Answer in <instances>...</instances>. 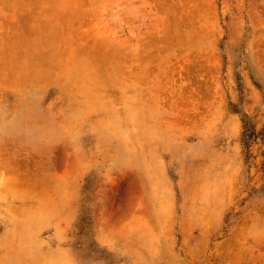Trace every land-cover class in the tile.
I'll return each mask as SVG.
<instances>
[{
	"label": "rangeland",
	"instance_id": "obj_1",
	"mask_svg": "<svg viewBox=\"0 0 264 264\" xmlns=\"http://www.w3.org/2000/svg\"><path fill=\"white\" fill-rule=\"evenodd\" d=\"M249 7L0 0V264H264Z\"/></svg>",
	"mask_w": 264,
	"mask_h": 264
},
{
	"label": "bare ground",
	"instance_id": "obj_2",
	"mask_svg": "<svg viewBox=\"0 0 264 264\" xmlns=\"http://www.w3.org/2000/svg\"><path fill=\"white\" fill-rule=\"evenodd\" d=\"M246 1H247V0H246ZM249 3H250V7H249L248 9H246V14H247V17H249L250 20H252V25H254V28H255V30H256V31H254V30H253V31H254L255 33L260 34V36H258V37H259V39H261V41L258 39V37H257L256 41L259 40L258 42L261 43L263 38H260V37H261V34L264 33V27H262V26L264 25V0H249ZM248 5H249V4H248ZM250 20H249V21H250ZM250 23H251V22H250ZM262 24H263V25H262ZM254 32H253V33H254ZM263 36H264V35H263ZM252 43H253V42H252ZM254 43H255V42H254ZM256 43H257V42H256ZM257 46H258V45H257ZM259 46H260V45H259ZM255 47H256V46H255ZM256 48H257V47H256ZM257 49H259V48H257ZM262 51H263V50H262ZM262 51H261V52H262ZM261 54H262V53H261ZM262 56H263V55H262ZM260 57H261V56H260ZM261 58L263 59V57H261ZM262 61L264 62V59L261 60V62H262ZM263 62H262V63H263ZM263 64H264V63H263ZM36 132H37V133H36L35 135L37 136L38 133H39V131H36ZM57 148H58V147H57ZM42 149H43V148H42ZM48 149H49V147H48ZM60 149H61V147H60ZM45 150H46V149H45ZM55 150H56V148L54 149V151H55ZM63 150H64V149H63ZM63 150H62V151H63ZM46 151H47V150H46ZM59 151H60V150H57V153H58ZM64 151H65V150H64ZM66 151H67V150H66ZM39 152H40V151H39ZM39 152H38V153H39ZM47 152H48V151H47ZM51 152L56 154V152H53V150H52ZM41 153H42V152H41ZM44 153H45V152H44ZM52 153H51V154H52ZM60 153H61V152H60ZM42 154H43V153H42ZM45 154H47V153H45ZM55 154H53V155L56 157L58 154H56V155H55ZM64 154H65V153H64ZM66 154H67V152H66ZM48 156H49V155H48ZM54 156H52V157L54 158ZM64 156H66V155H64ZM64 156H63V157H64ZM49 157H50V156H49ZM52 157H51V158H52ZM30 158H31V157H30ZM32 158H33V157H32ZM35 158H36V157H35ZM60 158H62V156H60ZM60 158H57V160L62 162L63 160H62V159L60 160ZM65 158H66V157H65ZM65 158H63V159H65ZM67 158H68V155H67ZM37 159H39V157H38ZM37 159H36V160H37ZM48 159H49V162H51L50 158H48ZM54 159H56V158H54ZM54 159H53V160H54ZM28 161H29V160H28ZM34 161H35V159H34ZM39 161H40V160H39ZM55 161H56V160H55ZM58 161H57V162H58ZM66 161H67V160H66ZM66 161H65V162H66ZM46 162H47V161H46ZM52 162H53V161H52ZM52 162H51V163H52ZM57 162H56V163H57ZM67 162H68V161H67ZM67 162H66V163H67ZM25 163L28 164L27 162H25ZM25 163H24V164H25ZM34 163H35V162H34ZM34 163H33V166H35ZM36 163H37V161H36ZM47 163H48V162H47ZM54 163H55V162H54ZM59 163H60V162H59ZM62 163L64 164V162H62ZM66 163H65V164H66ZM19 164H20V163H19ZM19 164H18V165H19ZM24 164H23V165H24ZM41 164H42V163H41ZM52 164H53V163H52ZM52 164H51V165H52ZM65 164H64V165L61 164V165L63 166V169L66 167ZM4 165H5V164H4ZM23 165L21 164V165L19 166V168H20L21 166H22L21 168H23ZM48 165H50V163H48ZM55 165H56V164H55ZM1 166L4 167L3 164H1ZM27 166H28V168H29L30 165H27ZM53 166H54V164H53ZM53 166H52V167H53ZM58 166H59V164H58ZM58 166H57V167H53V168H58V169H59ZM64 166H65V167H64ZM30 167H32V166H30ZM36 167L40 168L41 166H39V163H38V165H37ZM36 167H33V168L35 169ZM47 167H48V166H47ZM0 168H1V167H0ZM38 168H36V169H38ZM61 168H62V167H61ZM63 169H62V171H65L64 173H67V172H66L67 170H66V169L63 170ZM67 169H68V168H67ZM20 170H22V169H20ZM55 170H56V169H55ZM59 170H61V169H59ZM120 170H121V169H120ZM22 171H23V172H26L27 169H26V171H25V169H23ZM22 171H21V172H22ZM29 171H33V169H32V168H31V170L28 169L27 172H29ZM48 171H49V170H48ZM53 171H54V169H53ZM124 171H125V170H124ZM17 172H19V171L17 170ZM27 172H26V173H27ZM33 172H34V171H33ZM70 172H71V171H70ZM125 172H126V171H125ZM19 173H20V172H19ZM35 173H36V170H35V172L32 173V174H35ZM46 173H47V177H48V175H50V173H52V171H51V172L49 171V172H46ZM46 173H45V175H46ZM54 173L56 174L55 171H54ZM62 173H63V172H62ZM120 173L122 174V172H120ZM124 174H125V173H124ZM23 175H25V174H23ZM23 175H22V178H23ZM45 175L42 174V176H45ZM65 175H66V174H65ZM65 175H64V177H65ZM26 176L29 177V176H31V175H29V174L27 173V175L24 176V177H25L24 179L27 181V179H26L27 177H26ZM61 176H62V175H61ZM67 176H69V173H68V175H66V178H67ZM33 177H34V178H33ZM47 177H45V178H46L45 180H47V182H49V180H48L49 177H48V178H47ZM53 177H54V176H52V179H53ZM39 178H40V180L42 181V179H43L44 177L41 178V177L38 176V177H36V179H35V176H32V177H29V178H28V181H27V182L29 183V180H30V179H31V180H30V183L32 182V179H35V180L38 179V184H39V185H40V183H42V182H44V183L46 182V181L44 180V181H42V182L40 181V183H39ZM50 178H51V177H50ZM50 178H49V179H50ZM66 178H65V179H66ZM67 179H68V178H67ZM23 181H24V180H23ZM50 181H51V179H50ZM27 182H26V183H27ZM47 182H46V183H47ZM28 183H27V184H28ZM23 184H24V183H23ZM34 184H35V183H34ZM50 184H51V183H50ZM41 185H42V184H41ZM50 188H51V187H50ZM66 189H67V188H66ZM47 190H48V189H47ZM51 192H52V190H51ZM51 192H50V194H48V195H49V196H48V200L51 199V197L53 198L54 195H55V196H58V197L60 196V197H61V201L63 200L62 194L58 193L59 190H58V191H54V193H53V192L51 193ZM60 192L63 193L62 191H60ZM47 193H48V192H47ZM59 194H60V195H59ZM29 196H30V195H29ZM25 197H26V196H25ZM28 198H30V197H27V198H25V199L28 201V200H29ZM66 198H67V197H66ZM26 200H25V201H26ZM33 200H34V198H33ZM55 200H56V199H55ZM46 201H47V200H46ZM46 201H45V202H44V200H43V201H40V206L43 207V205L46 204ZM58 202H60L59 199H58ZM24 204H25V203H24ZM52 204H53V202H52L51 200H49V203H47L46 206H45L44 208H45V209H49V207H51ZM58 204H59V203H58ZM40 206H39V207H40ZM56 206H57V205H56ZM60 206H61V205H60ZM34 208H35V207H34ZM52 210H53V209H51V210L49 209V211H52ZM27 213H28V212H27ZM64 213L66 214V213H67V210H66ZM26 215H27V214H26ZM28 215H29V214H28ZM27 217H29V216H27ZM44 225H45V224H44ZM262 242H263V241H262ZM263 245H264V244H263ZM55 258H56V256H55Z\"/></svg>",
	"mask_w": 264,
	"mask_h": 264
}]
</instances>
